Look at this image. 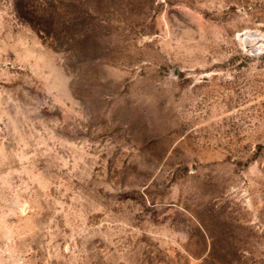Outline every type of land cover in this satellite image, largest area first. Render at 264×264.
I'll return each mask as SVG.
<instances>
[{
    "label": "rangeland",
    "instance_id": "obj_1",
    "mask_svg": "<svg viewBox=\"0 0 264 264\" xmlns=\"http://www.w3.org/2000/svg\"><path fill=\"white\" fill-rule=\"evenodd\" d=\"M261 43L264 0H0V264H264Z\"/></svg>",
    "mask_w": 264,
    "mask_h": 264
},
{
    "label": "bare ground",
    "instance_id": "obj_2",
    "mask_svg": "<svg viewBox=\"0 0 264 264\" xmlns=\"http://www.w3.org/2000/svg\"><path fill=\"white\" fill-rule=\"evenodd\" d=\"M244 37H245V39H250V38H253L255 36L250 35V34H245ZM256 49L257 50H264V43L259 44Z\"/></svg>",
    "mask_w": 264,
    "mask_h": 264
}]
</instances>
